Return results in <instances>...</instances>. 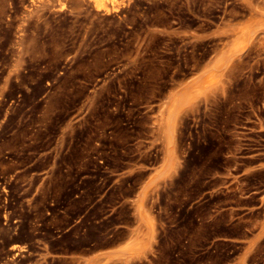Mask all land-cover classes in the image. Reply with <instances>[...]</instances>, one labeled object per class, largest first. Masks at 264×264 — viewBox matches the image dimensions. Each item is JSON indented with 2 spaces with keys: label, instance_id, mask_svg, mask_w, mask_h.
<instances>
[{
  "label": "rangeland",
  "instance_id": "rangeland-1",
  "mask_svg": "<svg viewBox=\"0 0 264 264\" xmlns=\"http://www.w3.org/2000/svg\"><path fill=\"white\" fill-rule=\"evenodd\" d=\"M0 264H264V0H0Z\"/></svg>",
  "mask_w": 264,
  "mask_h": 264
},
{
  "label": "bare ground",
  "instance_id": "bare-ground-1",
  "mask_svg": "<svg viewBox=\"0 0 264 264\" xmlns=\"http://www.w3.org/2000/svg\"><path fill=\"white\" fill-rule=\"evenodd\" d=\"M228 14H229V13H228ZM229 15H230V14H229ZM229 15H228V16H229ZM222 25H223V24H222Z\"/></svg>",
  "mask_w": 264,
  "mask_h": 264
}]
</instances>
